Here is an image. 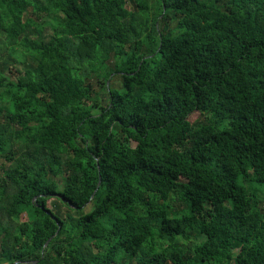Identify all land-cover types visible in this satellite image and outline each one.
I'll use <instances>...</instances> for the list:
<instances>
[{"label":"trees","instance_id":"trees-1","mask_svg":"<svg viewBox=\"0 0 264 264\" xmlns=\"http://www.w3.org/2000/svg\"><path fill=\"white\" fill-rule=\"evenodd\" d=\"M168 262L264 264V0H0V264Z\"/></svg>","mask_w":264,"mask_h":264},{"label":"rangeland","instance_id":"rangeland-1","mask_svg":"<svg viewBox=\"0 0 264 264\" xmlns=\"http://www.w3.org/2000/svg\"><path fill=\"white\" fill-rule=\"evenodd\" d=\"M153 1H154V0H152V2H153ZM10 67L12 68V65H11ZM11 72H14V71H11ZM11 72H10L9 70H6V73L9 74V75H11ZM100 84H101V83H99V85L96 84V88H98V87L100 88ZM201 118H204V117L201 116ZM194 119H196V118L194 117ZM134 144H135V143H133V145H134ZM168 264H172V263H171V262H168Z\"/></svg>","mask_w":264,"mask_h":264},{"label":"water","instance_id":"water-1","mask_svg":"<svg viewBox=\"0 0 264 264\" xmlns=\"http://www.w3.org/2000/svg\"><path fill=\"white\" fill-rule=\"evenodd\" d=\"M101 182V181H100Z\"/></svg>","mask_w":264,"mask_h":264}]
</instances>
